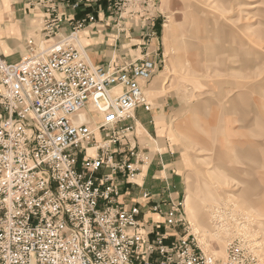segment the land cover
I'll return each mask as SVG.
<instances>
[{"label": "built area", "instance_id": "built-area-1", "mask_svg": "<svg viewBox=\"0 0 264 264\" xmlns=\"http://www.w3.org/2000/svg\"><path fill=\"white\" fill-rule=\"evenodd\" d=\"M100 1L26 0L39 40L16 63L0 56V264H238L177 232L189 229L181 202L165 213L155 204L162 223L146 228L139 206L120 201L152 163L135 112H150L158 67L147 56L89 63L78 42L94 15H64ZM90 108L97 119L78 122Z\"/></svg>", "mask_w": 264, "mask_h": 264}, {"label": "rangeland", "instance_id": "rangeland-1", "mask_svg": "<svg viewBox=\"0 0 264 264\" xmlns=\"http://www.w3.org/2000/svg\"><path fill=\"white\" fill-rule=\"evenodd\" d=\"M7 1L6 21L15 12ZM91 5L95 19L106 14L115 39L137 31L146 42L158 41V69L145 89L151 109L140 108L151 124L137 130L143 146L175 161L180 192L174 202L184 212L191 193L189 229L177 232L194 235L218 260L264 264V0ZM26 21L25 35L7 40L13 56H24L23 39L39 30L38 21Z\"/></svg>", "mask_w": 264, "mask_h": 264}, {"label": "crops", "instance_id": "crops-1", "mask_svg": "<svg viewBox=\"0 0 264 264\" xmlns=\"http://www.w3.org/2000/svg\"><path fill=\"white\" fill-rule=\"evenodd\" d=\"M8 3L7 0L0 2V56L8 63H16L22 57V52L13 56L7 40L10 37L19 40L25 35L24 33L28 27L26 18L38 21L40 25L39 30L35 31L34 36H26L22 41L23 51H25L27 40H39L41 34L40 15L27 5L26 0H13L12 6L15 10L13 19L11 18L6 21L4 8H10ZM90 10L91 7L87 8L86 11L77 13L68 8L65 11L64 18H67L70 14L74 15L75 18H82L84 14L90 13ZM105 15L104 13L99 14L96 17V22L80 34L81 48L86 53L88 61L93 67L115 64L116 62H133V60L144 56L151 59L156 58V50L158 48V41L157 43L155 41L156 38L149 39V44L146 47L145 43L148 42L145 41V35L143 33L138 35L137 31L132 36L125 34L124 37L118 38L116 36L115 39L110 33L112 29H109V22ZM4 21H6L5 25L2 24ZM21 23L25 25L24 28L23 26L21 27ZM65 32H67L66 28H64ZM13 58H17V60L11 61ZM148 85H146V88ZM135 115L139 118L137 120L140 128H143V125L148 126L151 124L150 117L145 116L146 114H143L140 109L135 112ZM137 129L135 133L141 144L140 138L143 134L140 133L141 131L138 132ZM143 147L149 149L152 163L143 170L140 176L136 177L134 186H122L120 201L124 203L126 208L138 205L141 213L139 216L141 222L146 228H150L155 223L161 224L163 220L162 214L153 211V206L158 204L162 213L167 212L170 203H176L174 202L176 200L175 197L177 196L178 199L180 191L177 185L178 174L176 172L175 161L169 154L161 152L158 147H156L155 151H152V148H149L147 145ZM143 194H148L150 198L145 199ZM156 231L162 232L163 229L160 226Z\"/></svg>", "mask_w": 264, "mask_h": 264}, {"label": "bare ground", "instance_id": "bare-ground-1", "mask_svg": "<svg viewBox=\"0 0 264 264\" xmlns=\"http://www.w3.org/2000/svg\"><path fill=\"white\" fill-rule=\"evenodd\" d=\"M164 41H166V40H164ZM78 44H79V47H80V49H81V51H82V48H81V45H80V41L78 42ZM88 59V58H87ZM90 63V62H89ZM90 117H93V118H95V119H97V116L93 113V109H89V110H87V109H85V110H83V111H81L79 114H78V122H85L86 120H89V118ZM134 181V183H136V179L135 180H133ZM189 195H191V193H187V198L185 199V205H184V210H185V212H187V214L190 216V217H192V211H193V208H194V206H193V203H192V201H186L188 198H189ZM216 207V206H215ZM218 213H220V211L218 212ZM215 216V222L214 223H216V221H217V219H218V214H215L214 215ZM261 220V219H260ZM263 220V219H262ZM261 220V221H262ZM246 221V220H245ZM193 224V223H192ZM240 224H244V221H242ZM253 239V238H252Z\"/></svg>", "mask_w": 264, "mask_h": 264}]
</instances>
